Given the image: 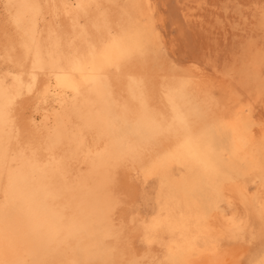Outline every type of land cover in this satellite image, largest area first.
<instances>
[{"label":"bare ground","instance_id":"obj_1","mask_svg":"<svg viewBox=\"0 0 264 264\" xmlns=\"http://www.w3.org/2000/svg\"><path fill=\"white\" fill-rule=\"evenodd\" d=\"M105 1L119 0L79 2L88 19L72 20L75 52L59 49L54 31L42 35L41 0L3 2L0 264H244L248 256L246 264H256L262 248L252 254L246 242L253 210L264 213V147L254 128L261 124L254 99L264 94V7L263 43H247L237 70L251 118L229 126L192 74L155 64L140 36H128L131 51L123 31L112 33L117 22ZM41 74L47 84L21 140L13 109L34 94ZM153 175L157 205L142 211L133 190Z\"/></svg>","mask_w":264,"mask_h":264},{"label":"rangeland","instance_id":"obj_2","mask_svg":"<svg viewBox=\"0 0 264 264\" xmlns=\"http://www.w3.org/2000/svg\"><path fill=\"white\" fill-rule=\"evenodd\" d=\"M64 1L68 3H66V6L68 7V9H66L67 7L65 8L66 10L64 9V7L60 6L59 0H55V2H53L52 4H48L45 2V0H41V4L43 5L45 11L43 16L40 17V29L42 31V35L45 38L49 31H54V33L60 37L62 46H59V49L64 50V52H75L76 45L75 42L72 41L74 40V28H72L71 26L72 20L73 18L79 16L82 24L87 23V15L83 11V8L80 7L79 2H89L88 0ZM142 1L146 3V5H144ZM3 2L4 0H0L1 17L6 15ZM105 2L111 9L110 11L113 15V19L117 22L111 28L112 33L118 34L119 30V32L123 31L121 32V34L123 33L122 35H124L122 39L124 38L123 42L125 41L124 44L126 43L127 45L130 42H133L134 36H140L139 38H141L143 44L147 45L149 48L153 46V49L151 50L155 53V64H160L161 62L163 63V67L167 69L173 68L175 71L180 73L192 74L196 83V88L200 92L201 90H203L201 92V95H203L202 97H206L209 99L214 112L216 111L219 116H222V119L226 120L224 121L225 125L226 122L229 126H231L232 123L236 125L246 123L248 119L251 118V113L249 112L250 106L246 99H244L243 96H240L239 93V91L241 92V90L243 89V86L240 82L241 79L239 74H237V70L240 68L241 59L244 57L245 48L247 49L246 46H248L247 43H255L256 45L258 44L257 46H261L263 43V40L258 37L257 33H259L260 31L258 19L261 9L264 7V0H138V2L137 0H119L116 1L117 3L109 1ZM137 3L138 6L136 5ZM151 3L153 4V6H150ZM119 4L122 5L119 6ZM127 4H129L128 9ZM48 6H50L49 9ZM135 8H137V11ZM142 8L144 9L145 14L143 13L144 11L142 10ZM127 12L129 13V15L127 14ZM123 15H126L128 18ZM144 18L146 19L145 21ZM156 20H159V22H157ZM54 22L56 25L54 24ZM142 22L144 23L143 26ZM88 30L91 32L94 30L96 32V30L92 28H88ZM159 30L161 33L159 32ZM155 32L156 35L154 34ZM125 34L129 35L126 36ZM130 35L133 37H128ZM155 37L157 38L155 39ZM88 38L92 40V35L90 34ZM103 40L105 42H103ZM163 41L164 45L162 43ZM45 42L47 44L48 40ZM157 42H159V44ZM105 43H107V37L101 38V42L97 43L96 49L103 50L104 46H106ZM130 44V47L132 49L131 51H135L132 48V43ZM253 46V44H250L248 48H252ZM159 55L161 58L159 57ZM193 65H195L196 67H192ZM88 66H90V63H88ZM200 66L203 69H201ZM206 68L207 70H205ZM221 69L223 72H221ZM72 74L76 77L78 76L77 78L79 79V72L72 69ZM221 74L224 76H222ZM40 79L41 82L38 84V89L34 91V94L24 97L18 102V107L16 106L17 109H13V119L19 128L21 140H24L27 134L29 135L30 120L33 114L32 111L34 109V106L40 103L39 97L43 91L42 84H47V79L44 75L41 74ZM231 80L234 84L230 83ZM243 91L244 89L242 90V92ZM236 95H238L241 100ZM31 97L32 100H30ZM26 98L27 101L25 100ZM224 99L226 100V102ZM231 100L232 102H230ZM254 102L259 104L260 108H258L257 114L258 121L261 122L260 125L258 124L254 126L257 133L255 136L257 139L261 138V142L263 141L262 145L264 147V131H260V128L264 127V94H260L257 99H254ZM236 103L238 104L236 105ZM17 110L18 112L20 111L18 114ZM247 115L248 117H246ZM21 120L22 122H18ZM259 134L260 137L258 138L257 136H259ZM261 168V170H258V173L262 177H264V164ZM132 176L133 178L139 177V175L135 172L132 173ZM123 185H125L127 191H129L128 188L132 190L128 184L124 183ZM158 187L161 188L159 175L150 176L145 181H143V178L140 179L133 190V196L136 201V206H138L142 211H148V209L150 211L152 210V208L155 209L157 205V199L155 195H157ZM262 190L264 192V187ZM252 215L251 231L254 235L249 237V240L246 242V244L249 248V252H252V254L253 251H257L262 248V250H259L256 255V264H259L261 260H264V213L261 215L260 213L254 212L253 210ZM136 244L139 248H142L144 246V243L139 240H136ZM248 261L249 256L247 260H245L244 264L248 263Z\"/></svg>","mask_w":264,"mask_h":264},{"label":"snow or ice","instance_id":"obj_3","mask_svg":"<svg viewBox=\"0 0 264 264\" xmlns=\"http://www.w3.org/2000/svg\"><path fill=\"white\" fill-rule=\"evenodd\" d=\"M259 264H264V260H261V261L259 262Z\"/></svg>","mask_w":264,"mask_h":264}]
</instances>
